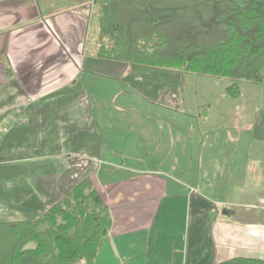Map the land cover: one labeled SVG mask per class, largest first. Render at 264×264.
<instances>
[{
  "label": "crops",
  "instance_id": "0c3cea01",
  "mask_svg": "<svg viewBox=\"0 0 264 264\" xmlns=\"http://www.w3.org/2000/svg\"><path fill=\"white\" fill-rule=\"evenodd\" d=\"M93 13L0 0V221L34 220L90 177L112 264L262 258L264 92L231 99L220 82L201 108L184 89L210 93L209 79L90 57Z\"/></svg>",
  "mask_w": 264,
  "mask_h": 264
},
{
  "label": "trees",
  "instance_id": "16d2710c",
  "mask_svg": "<svg viewBox=\"0 0 264 264\" xmlns=\"http://www.w3.org/2000/svg\"><path fill=\"white\" fill-rule=\"evenodd\" d=\"M92 2L90 57L226 79L231 99L243 83L264 81V0ZM111 224L85 177L36 219L0 221V264H95ZM213 264H264V256Z\"/></svg>",
  "mask_w": 264,
  "mask_h": 264
},
{
  "label": "rangeland",
  "instance_id": "374dc122",
  "mask_svg": "<svg viewBox=\"0 0 264 264\" xmlns=\"http://www.w3.org/2000/svg\"><path fill=\"white\" fill-rule=\"evenodd\" d=\"M89 3H93V0H88ZM76 2V0H73V3ZM156 70H160L159 68H154ZM161 70H165V69H161ZM193 77H198V76H194ZM200 79H209V81L214 82L215 85H217L216 87H212L211 90L209 91L210 93L206 92V90H202V89H196V90H192L189 87H185L184 89V96H186V94H192L195 98L196 104L200 105L201 108L204 106V104H208L210 102H212L213 104V109H214V105H217L220 101L219 97H220V92L223 91L224 85H221L220 82L222 84L226 83L227 80L226 79H216V78H211V77H207V76H199ZM253 87H255V89H258L259 91L262 90L264 92V88H261L259 85L256 84H252ZM210 97V99H208ZM207 98V99H206ZM195 108V106H194ZM195 111V110H194ZM1 140V138H0ZM89 167V165H88ZM104 170V169H103ZM264 206V205H263ZM256 208V207H254ZM259 209H261L260 215L264 216V207H257ZM250 209V208H249ZM239 219L243 220L242 217H239ZM110 249L107 246V243H105V245L103 246L102 250L100 251V254L98 256L99 258V262L97 264H112L110 262ZM96 264V263H95ZM137 264H139V262H137Z\"/></svg>",
  "mask_w": 264,
  "mask_h": 264
},
{
  "label": "built area",
  "instance_id": "2783aa9c",
  "mask_svg": "<svg viewBox=\"0 0 264 264\" xmlns=\"http://www.w3.org/2000/svg\"><path fill=\"white\" fill-rule=\"evenodd\" d=\"M11 120V123L12 124H18V125H21L24 123V119L22 117V115H17V116H14L13 118L10 119ZM4 133V129L3 128H0V138L2 137ZM256 208L257 207H264L263 205H259V206H255ZM264 209V208H263Z\"/></svg>",
  "mask_w": 264,
  "mask_h": 264
}]
</instances>
